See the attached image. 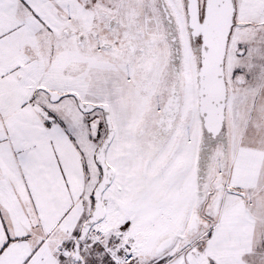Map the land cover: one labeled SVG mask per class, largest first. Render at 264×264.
Here are the masks:
<instances>
[{
    "label": "snow or ice",
    "instance_id": "6c2138e0",
    "mask_svg": "<svg viewBox=\"0 0 264 264\" xmlns=\"http://www.w3.org/2000/svg\"><path fill=\"white\" fill-rule=\"evenodd\" d=\"M0 264H264V0H0Z\"/></svg>",
    "mask_w": 264,
    "mask_h": 264
}]
</instances>
